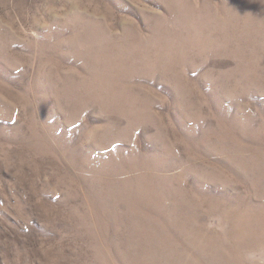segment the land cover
Wrapping results in <instances>:
<instances>
[{"label":"rangeland","instance_id":"obj_1","mask_svg":"<svg viewBox=\"0 0 264 264\" xmlns=\"http://www.w3.org/2000/svg\"><path fill=\"white\" fill-rule=\"evenodd\" d=\"M0 264H264V0H0Z\"/></svg>","mask_w":264,"mask_h":264}]
</instances>
